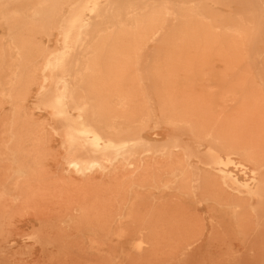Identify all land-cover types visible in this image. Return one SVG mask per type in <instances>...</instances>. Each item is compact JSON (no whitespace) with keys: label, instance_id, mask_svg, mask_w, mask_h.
Returning a JSON list of instances; mask_svg holds the SVG:
<instances>
[{"label":"bare ground","instance_id":"1","mask_svg":"<svg viewBox=\"0 0 264 264\" xmlns=\"http://www.w3.org/2000/svg\"><path fill=\"white\" fill-rule=\"evenodd\" d=\"M233 4L235 12L227 7ZM258 4L264 0H0V105L10 107L0 148L17 190L32 183L37 194L46 190L44 129L23 108L35 88L36 108H56L51 131L59 137L62 130L77 150L74 166L89 175L116 164L130 170L84 188L73 213L87 225L125 219L140 194L162 191L198 195V203L234 222L261 215L254 201L264 198ZM218 6L230 13L221 15ZM56 36L57 48L42 43ZM67 111L74 117L63 121ZM151 126L173 135L160 144L145 141L141 133ZM232 164L250 167L257 184L231 177ZM147 216L159 240L185 228L180 217ZM139 237L137 251L154 244ZM199 241L195 234L184 249Z\"/></svg>","mask_w":264,"mask_h":264},{"label":"rangeland","instance_id":"2","mask_svg":"<svg viewBox=\"0 0 264 264\" xmlns=\"http://www.w3.org/2000/svg\"><path fill=\"white\" fill-rule=\"evenodd\" d=\"M231 5L227 7L235 12L237 5ZM258 5L259 8L261 5L264 8V4ZM227 7L220 6V9H224L216 8V11L219 13L220 10L221 15H226V12L230 13ZM0 32L2 37L4 32L1 27ZM55 34L53 32V36ZM49 38L42 39L44 46L48 45V49L49 46L57 48V36L53 37L56 42L53 38L50 42ZM33 91L35 92V88L23 108L29 112L27 116L30 120L42 125L44 129L46 159L43 181L46 190L37 194L38 186L35 183L25 190H17L10 175V164L3 157V147L0 148V264H264V198H254L255 203L261 206V215L245 216L238 222L220 213L211 204L198 203V195L185 199L172 191L140 194L130 206L131 213L125 219L118 220L114 217L106 224L92 222L91 225L80 220L73 210L82 191L107 182L111 176L127 175L130 170L124 169L122 164H116L108 173L89 175L83 165L74 166L77 150L63 141L65 137L62 130L59 137L54 136L51 131V127H58V123L52 118L56 108L52 105L45 110L43 105L36 108L37 101ZM6 108L10 109L8 103L0 105V115L7 120L4 121L0 116V124L4 125L0 126L4 129H7L5 125H8L10 117V110L6 112ZM73 117L72 112L62 113L63 121H69ZM164 127L151 126L142 131L141 136L145 141L163 143L170 138L172 132L170 128ZM1 129L2 141L4 138L6 141V133ZM103 150L94 154H100ZM192 163L197 165L195 160ZM123 169L128 173L125 174ZM227 171L243 184H257V175L250 167L232 164ZM85 174L87 176L81 177ZM115 212L116 207L112 210V216H115ZM148 213L164 214V219L170 215L180 217L185 228L178 233L169 232L159 240L154 236L151 226L153 222L147 216ZM195 234L200 235V241L193 249L185 250ZM139 235L154 244L137 251Z\"/></svg>","mask_w":264,"mask_h":264}]
</instances>
